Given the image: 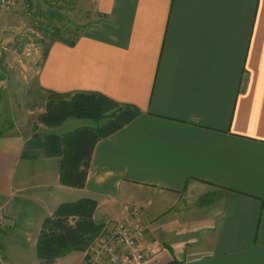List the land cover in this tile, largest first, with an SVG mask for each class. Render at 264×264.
Segmentation results:
<instances>
[{
    "label": "crops",
    "instance_id": "crops-1",
    "mask_svg": "<svg viewBox=\"0 0 264 264\" xmlns=\"http://www.w3.org/2000/svg\"><path fill=\"white\" fill-rule=\"evenodd\" d=\"M95 9L100 21L74 44L49 45L38 85L98 92L141 114L97 142L83 188L61 183V157H22L33 125L0 137L4 260L42 264L43 219L91 198L105 226L139 211L153 264H264V0H95ZM84 127L98 125L70 118L53 131Z\"/></svg>",
    "mask_w": 264,
    "mask_h": 264
},
{
    "label": "trees",
    "instance_id": "trees-1",
    "mask_svg": "<svg viewBox=\"0 0 264 264\" xmlns=\"http://www.w3.org/2000/svg\"><path fill=\"white\" fill-rule=\"evenodd\" d=\"M41 14L49 19L55 16L62 17V13L50 7L46 12L42 9ZM51 35L53 39L50 44L55 40H65L69 44H74L79 36L64 39L60 36L58 27H54ZM45 92L47 94L45 110L37 116L38 124L43 127L60 126L70 118L106 120L101 127H84L63 135L41 131L37 127L25 144L23 158H35L40 151L47 157H61V183L74 188H83L97 142L122 129L138 117L141 111L134 105L120 104L93 91L64 94L54 91ZM12 127L9 125L10 129ZM4 134L5 132L0 130V137ZM96 207V200L84 198L63 203L53 215L43 219L36 247L37 257L42 264H52L72 252H83L90 248L104 233L106 227L104 223L94 218Z\"/></svg>",
    "mask_w": 264,
    "mask_h": 264
},
{
    "label": "rangeland",
    "instance_id": "rangeland-1",
    "mask_svg": "<svg viewBox=\"0 0 264 264\" xmlns=\"http://www.w3.org/2000/svg\"><path fill=\"white\" fill-rule=\"evenodd\" d=\"M49 7L57 9L62 17L42 15V9L46 12ZM100 19L95 0H15L10 11L0 13V130L8 134L17 129L30 130L33 125V133L37 127L55 133L37 122L47 98L38 85L37 73L53 39L51 34L58 27L62 38L73 39ZM90 121L98 127L106 123L105 119ZM37 153L32 159L45 156Z\"/></svg>",
    "mask_w": 264,
    "mask_h": 264
},
{
    "label": "built area",
    "instance_id": "built-area-1",
    "mask_svg": "<svg viewBox=\"0 0 264 264\" xmlns=\"http://www.w3.org/2000/svg\"><path fill=\"white\" fill-rule=\"evenodd\" d=\"M15 0H0V13L10 11ZM139 211L111 223L86 251L83 264H153L155 249L142 241L144 225ZM2 218L0 211V219ZM0 264H8L0 253Z\"/></svg>",
    "mask_w": 264,
    "mask_h": 264
}]
</instances>
